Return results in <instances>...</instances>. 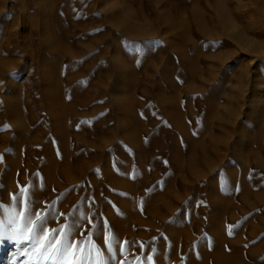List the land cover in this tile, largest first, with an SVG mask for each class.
Returning a JSON list of instances; mask_svg holds the SVG:
<instances>
[{
	"label": "rangeland",
	"instance_id": "obj_1",
	"mask_svg": "<svg viewBox=\"0 0 264 264\" xmlns=\"http://www.w3.org/2000/svg\"><path fill=\"white\" fill-rule=\"evenodd\" d=\"M0 155L5 208L55 202L38 236L264 264V0H0ZM31 249L0 236V264H53Z\"/></svg>",
	"mask_w": 264,
	"mask_h": 264
},
{
	"label": "snow or ice",
	"instance_id": "obj_2",
	"mask_svg": "<svg viewBox=\"0 0 264 264\" xmlns=\"http://www.w3.org/2000/svg\"><path fill=\"white\" fill-rule=\"evenodd\" d=\"M0 159H2V155H0ZM18 187L19 192L9 194L10 202L7 208L0 202V236L9 235V238L17 241L32 242V249L29 252L30 261H51L53 264H107V260L101 255L100 249L93 242V231L90 230L85 239H70L77 226L75 222L71 225L61 224L59 228H45L43 234L38 236L37 229L52 215L55 202L45 210L33 211L30 192L35 187L34 182L22 187L18 184ZM2 188L3 186L0 185V189ZM0 201H2V197H0ZM17 209L19 210L17 211ZM60 215L64 216L63 213ZM238 226L239 224L230 225L229 228L232 229ZM91 227L96 229L98 226L91 224ZM102 228L104 246L107 247L109 253H112L117 238L106 220L103 221ZM231 234V231H229V235ZM132 246H134V242L124 241L118 245V251L123 255ZM141 249H143V246H141ZM155 251V249H152L153 253ZM141 255H143V251ZM108 259L116 260V257L113 255ZM136 259L140 261V264H148L153 260V256L149 254L146 260H141L140 256H136ZM126 262L127 257L124 260L117 261V264H126Z\"/></svg>",
	"mask_w": 264,
	"mask_h": 264
}]
</instances>
